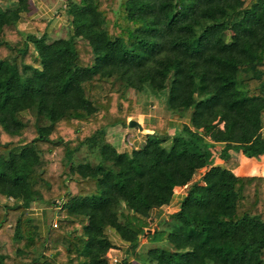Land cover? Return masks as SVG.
Masks as SVG:
<instances>
[{
	"label": "trees",
	"instance_id": "1",
	"mask_svg": "<svg viewBox=\"0 0 264 264\" xmlns=\"http://www.w3.org/2000/svg\"><path fill=\"white\" fill-rule=\"evenodd\" d=\"M30 10L0 0V264H108L111 230L117 264H264V176L235 174L228 153L264 156V0H64L53 38ZM130 89L167 111L121 151L107 130L145 110ZM182 121L226 145L198 179L207 152L168 133ZM83 148L97 162L79 160ZM183 186L153 226L151 210Z\"/></svg>",
	"mask_w": 264,
	"mask_h": 264
},
{
	"label": "crops",
	"instance_id": "2",
	"mask_svg": "<svg viewBox=\"0 0 264 264\" xmlns=\"http://www.w3.org/2000/svg\"><path fill=\"white\" fill-rule=\"evenodd\" d=\"M31 10L28 13V18L33 19V18H44L47 21H49V29L48 33L51 34H57L60 31H66V25L68 24L67 22V17L65 16L64 12L61 10L62 5L64 4V0H31ZM55 3L56 5L53 7V10L51 8V5ZM58 12V14H56ZM19 24H24V29L25 31H33V25L31 22L28 20H23ZM21 29V28H20ZM56 32V33H55ZM57 37V36H55ZM152 114H143L141 113L136 120L142 116L143 117V123L148 122L150 119L147 121V116L150 117ZM156 115H152V117H155ZM159 116V115H158ZM131 117H129L130 119ZM150 122V121H149ZM143 123L142 128H143ZM184 121L182 122H177V123H172V125L168 128V133L171 136L175 137H181L182 139L188 141L194 146H198L199 148L205 150L207 152V156L210 160V164L199 170L197 174V178H200L210 167L214 165H223L225 159L222 157L223 153H225L226 150V145L225 143H219L215 144L213 142L207 141L202 135L197 134V133H189L184 130L183 128ZM130 131H132V135L127 139V143L125 145V148H122L120 146H115L112 140H109L110 143H112L118 150L121 151H129L132 148H140L146 141V134L151 133L152 130L150 129H143V131L136 129L133 130L131 128H127ZM128 131V130H126ZM261 135L264 137V127L261 130ZM119 138V137H118ZM218 148V150H217ZM228 153L231 157H233L237 162L238 166L234 169V173L237 175H262L264 176V156H261L260 158H248L245 155L242 154L241 150L237 151L236 149H229ZM212 154V155H211ZM211 155V156H210ZM213 155H216L218 158H212ZM201 173V174H200ZM188 186H183V187H177L175 189V193L172 197L171 203L168 205L162 207V208H154L151 210V215L153 217V222L156 220V223L153 226H156V224L159 223L161 219H166L168 220L169 214L164 211L172 207L174 210L177 209L179 201L184 197L186 194ZM185 189V190H184ZM164 210V211H163ZM173 212V211H172ZM153 229L147 232H152ZM109 233V238L112 241L114 246H122V241L118 234L111 230L108 232ZM124 249V248H122ZM115 250L114 248L109 251L108 255ZM264 257V256H263Z\"/></svg>",
	"mask_w": 264,
	"mask_h": 264
},
{
	"label": "rangeland",
	"instance_id": "3",
	"mask_svg": "<svg viewBox=\"0 0 264 264\" xmlns=\"http://www.w3.org/2000/svg\"><path fill=\"white\" fill-rule=\"evenodd\" d=\"M32 4V3H31ZM56 4L53 3V5H51V8L53 10V7ZM25 21V20H24ZM19 28L24 29V24H19L18 25ZM34 29V27H33ZM56 33V32H55ZM61 35H64V31H60L57 34H51V38L58 36L60 37ZM128 94L134 98L137 102H140V105L145 106V110L141 109L143 114H152L153 116H164L167 109L164 106V100L161 96L158 95H153L149 90H145L143 92H136L135 90H128ZM152 115L150 117H146L147 121L148 119H150L149 121L152 122V119L154 117H152ZM132 118V117H131ZM138 122L140 124L143 123V117L141 116L138 119ZM144 124V123H143ZM128 126H122V125H116L114 127H110L107 130V140H112L113 143L115 144V146H120L122 148H125V145L127 143V139L132 135V131H130ZM133 130H136L138 128H131ZM128 130V131H126ZM141 131H143V129H140ZM145 131V130H144ZM143 131V133H144ZM119 137V138H118ZM108 140V141H109ZM218 150V148H217ZM212 155V154H211ZM210 155V156H211ZM78 158H80L79 160H90L92 162H97V158L94 154H89V152L86 150V148L81 149V151L79 152ZM212 158H218L216 155H213ZM201 174V173H200ZM197 178V176L195 177V179ZM185 190V189H184ZM5 200L4 197L0 196V201L3 202ZM48 208H46L45 205L41 204V203H34L32 205V216L34 218L35 221L38 220H42V222H48L50 221V215H51V211L48 210ZM164 211V210H163ZM174 211V209L172 207L167 208L164 213H168ZM45 213L48 214L47 216H45ZM46 220V221H45ZM43 222V223H44ZM156 223V220L153 222L152 225H154ZM151 244H149V242H146L145 240H143V242L141 243V245L138 247L137 252L139 254V257L142 258V255L145 253V251L150 247ZM123 247L121 246H115L114 249L109 255H107V260H108V264H117L119 263V261L125 256V250L122 249ZM111 251V250H110ZM113 258H116V261L113 260Z\"/></svg>",
	"mask_w": 264,
	"mask_h": 264
},
{
	"label": "water",
	"instance_id": "4",
	"mask_svg": "<svg viewBox=\"0 0 264 264\" xmlns=\"http://www.w3.org/2000/svg\"><path fill=\"white\" fill-rule=\"evenodd\" d=\"M127 125H128L129 127H131V128H138L139 130H140V129H143V128H142V125H141L137 120H135V119H133V118L128 119V123H127ZM148 231H150V230H148Z\"/></svg>",
	"mask_w": 264,
	"mask_h": 264
},
{
	"label": "built area",
	"instance_id": "5",
	"mask_svg": "<svg viewBox=\"0 0 264 264\" xmlns=\"http://www.w3.org/2000/svg\"><path fill=\"white\" fill-rule=\"evenodd\" d=\"M114 261H116V258H113Z\"/></svg>",
	"mask_w": 264,
	"mask_h": 264
}]
</instances>
